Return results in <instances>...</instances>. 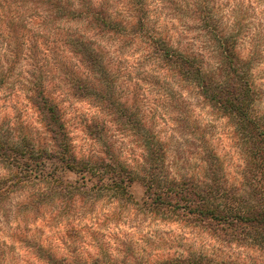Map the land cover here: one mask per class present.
<instances>
[{"label":"clouds","instance_id":"clouds-1","mask_svg":"<svg viewBox=\"0 0 264 264\" xmlns=\"http://www.w3.org/2000/svg\"><path fill=\"white\" fill-rule=\"evenodd\" d=\"M0 264H264V0H0Z\"/></svg>","mask_w":264,"mask_h":264}]
</instances>
